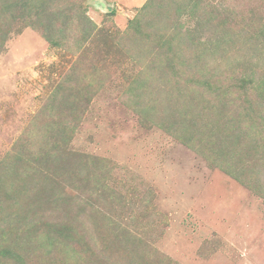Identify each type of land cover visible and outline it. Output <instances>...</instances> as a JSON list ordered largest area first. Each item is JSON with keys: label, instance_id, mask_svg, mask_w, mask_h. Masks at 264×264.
<instances>
[{"label": "rangeland", "instance_id": "rangeland-1", "mask_svg": "<svg viewBox=\"0 0 264 264\" xmlns=\"http://www.w3.org/2000/svg\"><path fill=\"white\" fill-rule=\"evenodd\" d=\"M201 2L230 31L218 52L183 38L173 70L174 0H0V248L17 255L0 264H264V188L177 122L217 118L232 87L229 110L264 125V0Z\"/></svg>", "mask_w": 264, "mask_h": 264}, {"label": "trees", "instance_id": "trees-1", "mask_svg": "<svg viewBox=\"0 0 264 264\" xmlns=\"http://www.w3.org/2000/svg\"><path fill=\"white\" fill-rule=\"evenodd\" d=\"M201 1L202 0H174V4L177 5L178 10H176L175 18L172 19L173 22L169 25V29L171 30V32L164 34L163 37H160L161 46L163 48L165 46H167V48L169 47L170 51L173 53L174 58L167 56V60L171 62L173 70H177L179 67H183V65L178 66L177 63L179 64L180 62H177L175 60H179L184 64L186 63L185 60H183V58L181 57L183 55L180 54L181 51H183V38L189 41L188 46L192 45L198 48L199 45H202L204 51L206 49L207 52H218L219 45L226 36L224 34H228L230 31V26L214 25V20L220 18L221 14L217 12V7L214 8L213 4L203 5ZM182 12L186 14L185 16H187L188 19L192 21V23L182 24V18L185 19V17L181 15ZM171 27L173 28V31ZM183 28L184 31L182 30ZM222 32H224V34ZM248 80L249 82H253L252 78H249ZM241 81L244 80L241 79ZM259 82L261 83H259V91L257 95L261 100H264V79H261ZM234 95L235 93L231 87L228 88V92L224 91L223 96L219 97V100L222 103L221 110L217 118L215 117L213 119L207 116L206 110L210 108L207 105L206 107H201V110L195 108V110L191 114H188L187 112L186 114L185 112L179 114L178 117L180 121L178 120L177 122L180 123L184 129H187L185 125L187 121L190 122L189 126L196 127V131L194 133L198 134V137L184 138L185 142H187L190 146L195 145L194 147L198 150V147H200L199 145H206L205 148H208L207 150L210 152L209 158L213 162H217L225 169L227 168L228 173L245 183L246 181H248L244 180L246 178L255 179L256 185L263 189L264 154L260 155L259 151H261V149H263L264 151V144L261 143L258 139V136H261L260 133L264 131L263 119L259 123L255 119L254 121H248L246 120L244 114H242V116H239V108V111L237 109L235 111L229 110L230 106L236 105V102H238L235 100L236 96ZM250 97L251 96L247 94L246 98L249 102L248 105H251L255 102L254 99L252 100L250 99ZM213 100H215V98H213ZM242 103L244 102H241V104ZM214 105L215 107H219L216 104ZM170 125L173 124L171 123ZM248 136H252L254 138V141L250 142ZM50 139L53 140V137H50ZM251 145L253 146V148L260 146L258 150H255L258 153L252 152ZM235 156H239V159H236ZM253 162L254 164L258 165L255 166ZM25 169L26 171L32 169L34 171L36 170L35 172H40L39 168L35 164L28 163V165L25 166ZM53 181L56 182L55 178ZM7 190V194H11L12 190ZM17 192L20 193V191L18 190ZM63 194H65V192H51V196H54L55 199L57 198V196L59 197ZM62 237L63 236L52 237L55 239L52 242V245H54L55 242L57 245H60L53 246V249L58 248L57 250H59L60 253H65L63 256L64 258L67 256L72 257L69 252H67L71 246L69 247V243L65 244L64 242L66 239H63ZM64 237L67 238L68 236L65 235ZM72 239L75 238L72 236ZM0 253L2 257L15 258L17 256L15 251L12 249L11 244H7L5 247H1ZM74 254L75 256H78L77 252H74ZM19 258L20 259L15 260L17 262L22 261L23 258H21V256H19ZM19 264L25 263L21 262Z\"/></svg>", "mask_w": 264, "mask_h": 264}]
</instances>
